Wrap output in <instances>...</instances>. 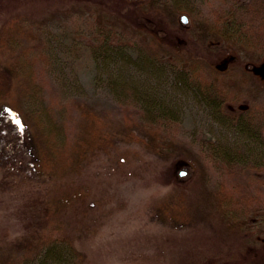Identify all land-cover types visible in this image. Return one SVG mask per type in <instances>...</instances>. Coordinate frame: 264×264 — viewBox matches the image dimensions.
<instances>
[{"label": "rangeland", "instance_id": "obj_1", "mask_svg": "<svg viewBox=\"0 0 264 264\" xmlns=\"http://www.w3.org/2000/svg\"><path fill=\"white\" fill-rule=\"evenodd\" d=\"M237 1L249 0H147L136 10L148 16L125 22L119 12L129 3L118 9L112 0H0V27L25 16L37 37L29 54L36 101L50 112L57 145H67L65 159L39 174L27 164L7 185L0 172V264H77L35 258L58 205H65L57 217L82 253L78 264H264V169L219 168L207 150L215 143L257 156L240 148L254 143L217 120L168 64L152 71L92 56L101 24L135 51L155 43L157 30L160 58L176 47L181 67L223 87L227 113L248 108L258 116L264 52L227 42L215 20V9ZM177 3L186 6L177 11ZM22 44L30 45L25 37ZM110 78L152 95L173 120L151 118ZM16 94L21 112L32 111L33 100ZM82 109L100 120L107 144H90ZM9 116L6 131L27 162L35 156L33 139L22 137L16 112ZM247 197L249 212L235 203Z\"/></svg>", "mask_w": 264, "mask_h": 264}, {"label": "trees", "instance_id": "obj_2", "mask_svg": "<svg viewBox=\"0 0 264 264\" xmlns=\"http://www.w3.org/2000/svg\"><path fill=\"white\" fill-rule=\"evenodd\" d=\"M146 1L112 0L118 9L128 7V3L132 5L126 11L119 12L125 22L137 19L140 16H148L146 12L136 10L137 7L143 10ZM235 2L231 3V9L230 7L215 9V20L219 23L220 33L229 43L234 42L250 49L260 48L264 52V0L237 1L238 6ZM185 6L184 3L174 4L177 11L184 9ZM259 14L261 19H258ZM26 20L27 17L25 16H13L0 27V172L1 183L7 185L16 182L18 177L23 174L27 164L37 174L47 167H55L56 163L65 159L67 150V145L61 147L57 145L58 142L54 136L56 130L47 121L50 112L47 108L40 106L39 101H36L37 94L33 89L35 84L33 64L29 54L31 47L37 46L34 45L37 37L30 30L31 28L27 27ZM98 33L101 42L93 45L92 48V56L96 61L103 60L109 65L111 62L116 63L120 58H123L131 62L135 61L139 66H144L152 71H161L163 64H168L172 70L177 71L178 75L181 74L182 78L180 79L186 86L190 85L200 95L201 100L212 110V115L217 120L233 126L243 139L254 143L253 145L247 143L241 146L240 148L244 150L243 153L252 155L260 152L256 154L257 156H250L240 154L236 149L239 147H226L210 143L207 150L216 166L219 168L224 166L229 170L248 166L264 169V109L261 112L262 114L259 113L258 116L253 115L248 108L237 115L227 113L225 103L228 98L223 87L214 81H202L193 74L190 68L181 67L178 57L175 56L178 54L176 47H173L172 56L170 55L166 60L160 58L158 46H161V40L157 35V30H151V33H155V43L141 42L139 51L132 49L131 42L129 43L123 38L115 40L112 29L105 24L100 25ZM22 37H25L30 45L22 44ZM174 44L172 46H175ZM230 46L232 47V45ZM229 50L232 49L229 48ZM21 79H24L26 83H21ZM110 80L112 82L114 78H110ZM113 83L120 88L119 90H122L128 96L131 95L133 99L134 97L140 99L143 102L142 106L146 108L151 118L173 120L172 112L155 100L152 95L142 93L137 88H131L120 79L114 80ZM18 89L22 93V98L33 100V102H30L32 111L22 113L19 109L16 94ZM10 111L16 112L22 120V137L26 138L29 134L33 139L35 156L27 162L24 160L13 136L8 135V129L5 127L10 117ZM82 111L86 120L89 121L87 124L90 136L94 135L93 142L90 138V144L94 143L96 138H98L101 146L107 144L109 138L107 135L101 134L103 128L100 120L93 112L85 109H82ZM249 200L250 198L247 197L235 203L243 205L245 212H249L251 210L248 207ZM64 206L61 205L60 207L58 205L52 208L54 215L51 219V226L48 230H45L41 241L45 244L35 255V258L39 259L40 262L43 257L59 262L71 257V260L78 264L82 258V253L74 246L71 235L67 233L64 223L60 217H57Z\"/></svg>", "mask_w": 264, "mask_h": 264}, {"label": "water", "instance_id": "obj_3", "mask_svg": "<svg viewBox=\"0 0 264 264\" xmlns=\"http://www.w3.org/2000/svg\"><path fill=\"white\" fill-rule=\"evenodd\" d=\"M182 20H186V16H182ZM263 134H264V130H263Z\"/></svg>", "mask_w": 264, "mask_h": 264}, {"label": "snow or ice", "instance_id": "obj_4", "mask_svg": "<svg viewBox=\"0 0 264 264\" xmlns=\"http://www.w3.org/2000/svg\"><path fill=\"white\" fill-rule=\"evenodd\" d=\"M17 123H19V122L17 121Z\"/></svg>", "mask_w": 264, "mask_h": 264}]
</instances>
